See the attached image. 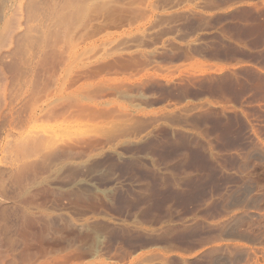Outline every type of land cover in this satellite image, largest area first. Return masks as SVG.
Segmentation results:
<instances>
[{
  "label": "rangeland",
  "instance_id": "obj_1",
  "mask_svg": "<svg viewBox=\"0 0 264 264\" xmlns=\"http://www.w3.org/2000/svg\"><path fill=\"white\" fill-rule=\"evenodd\" d=\"M60 9L28 45L41 52L22 56L33 86L17 98L8 80L5 103L24 122L15 141L57 142L77 160L21 196L33 215L10 209L6 264H264V0ZM49 95L48 116L29 121ZM45 159L10 174L9 191L46 176ZM80 179L94 187L70 186ZM62 210L85 228L53 219Z\"/></svg>",
  "mask_w": 264,
  "mask_h": 264
},
{
  "label": "bare ground",
  "instance_id": "obj_2",
  "mask_svg": "<svg viewBox=\"0 0 264 264\" xmlns=\"http://www.w3.org/2000/svg\"><path fill=\"white\" fill-rule=\"evenodd\" d=\"M65 1L66 0H2L1 3L0 140L3 138V136H6L4 139L7 157L4 167L0 168V264L7 263V259L10 258L8 257V255H10L12 251H14V247L16 246L15 241L11 236V232L12 230H14L15 224L10 223V209L12 208L15 212L17 210L18 214L19 212H21L23 216L33 215L30 210L22 209L23 207L20 209L19 200L21 196H24L26 193L34 190L42 184H53L54 182L60 180L63 169L66 166L68 167L69 164H73L72 161L77 158V154L75 152L71 150H65L63 147L56 145L57 142L55 144H46L44 142V144L38 139V137H34L32 139L30 137L25 139L21 138V140L15 141L14 135L22 136V133H20L21 131L19 129L22 125H24V122L20 120L16 110L13 109L12 106L11 108H9V106L5 103L7 91L6 87H8L9 85L7 83L8 80L11 79V82L13 84L15 82L16 86H18V91H21L17 98L22 95L23 91H29V89H31V87L33 86L32 83L35 77V71L31 67L32 61L29 60L28 62L27 60L26 64H24L25 58H23L22 56L25 53L41 52L40 48L38 50H34L33 52L28 51V45L33 42L35 38L38 37V35H44L45 31L50 28L47 27L48 24H45L47 20L51 21L59 18V16L61 15V5ZM141 94H138L139 98L143 97V95ZM53 100L54 99L50 98L49 95V98H46L45 103L42 105V108L38 107L37 110L29 116L28 120L31 121L36 117H46V115L48 116V111L45 110L51 104V101L53 102ZM61 148H63L64 150ZM113 153L117 155L120 160L123 157L120 153H118L116 149L113 150ZM36 157H44V159L47 158L50 161V170L48 174L39 179V181H36L32 184L29 183L30 185H28L23 190H14V192H10L7 186L8 176L18 169L21 170V168H28L29 164L33 161L32 159H35ZM143 159L153 165V160L151 159V157L144 156ZM77 165L79 168L83 167L81 163H78ZM156 169L158 171H161V168ZM96 174H98V172ZM93 181L94 180L91 179H80L76 180L75 182H71L72 184L70 183V186L73 185L78 187L84 184L88 187H94L95 183H93ZM111 182L112 192L114 190L116 192V189L122 188L124 186V183L116 177L112 178ZM110 194L112 193L110 192ZM65 218H67V220L69 221L68 225L70 224L72 227L79 230L85 228V223L72 220L65 212H63V210L58 213L56 212V214L53 216V219L60 222ZM139 226L140 224L137 220H135L130 228L137 231L140 230ZM155 264L164 263L159 262Z\"/></svg>",
  "mask_w": 264,
  "mask_h": 264
}]
</instances>
